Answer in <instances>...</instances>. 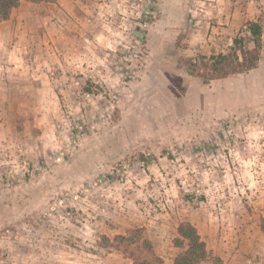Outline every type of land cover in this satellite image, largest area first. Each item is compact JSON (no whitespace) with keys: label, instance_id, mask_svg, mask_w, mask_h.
I'll return each mask as SVG.
<instances>
[{"label":"rangeland","instance_id":"374dc122","mask_svg":"<svg viewBox=\"0 0 264 264\" xmlns=\"http://www.w3.org/2000/svg\"><path fill=\"white\" fill-rule=\"evenodd\" d=\"M42 3L0 24V264H133V228L173 264L182 221L264 264V0ZM250 22L255 67L192 73Z\"/></svg>","mask_w":264,"mask_h":264},{"label":"trees","instance_id":"16d2710c","mask_svg":"<svg viewBox=\"0 0 264 264\" xmlns=\"http://www.w3.org/2000/svg\"><path fill=\"white\" fill-rule=\"evenodd\" d=\"M23 0H0V23L10 18L14 9ZM34 3H53L57 0H26ZM248 36L234 39V46L229 53L201 56V61L192 64V73L199 75L204 81L225 78L234 73H241L256 66L263 33L259 22H250ZM245 40L254 43L253 48H246ZM202 67V68H201ZM174 245L179 252L173 264H204L210 257L206 242L202 239L198 228L191 221H182L177 227ZM114 245L133 260V264H161L163 259L156 253L150 239L144 236L141 228L129 229L125 234L115 236ZM215 264H224L220 257H214Z\"/></svg>","mask_w":264,"mask_h":264},{"label":"crops","instance_id":"0c3cea01","mask_svg":"<svg viewBox=\"0 0 264 264\" xmlns=\"http://www.w3.org/2000/svg\"><path fill=\"white\" fill-rule=\"evenodd\" d=\"M58 2H60L61 5H63L64 7H67V8H68V7L70 6V4L68 3L69 0H57L56 2H53V3H46V2H45V4L53 5V4H57ZM41 4H43V3H42V2H40V3H34V2H30V1L23 0V1L20 3L19 7H17L16 9H14L13 12H14V11L17 12V10L23 8V6H25L26 9L31 8V9L33 10L34 7H35L36 5H41ZM13 12H12V13H13ZM11 18H13V15H11V17H10L8 20L3 21V22H1L0 24H5V23H7V22H10V21H11Z\"/></svg>","mask_w":264,"mask_h":264}]
</instances>
